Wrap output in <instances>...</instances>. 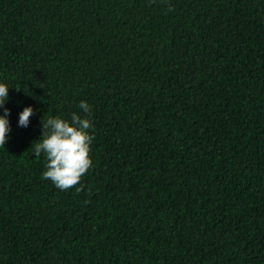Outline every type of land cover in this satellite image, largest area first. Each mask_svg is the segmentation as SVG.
I'll use <instances>...</instances> for the list:
<instances>
[{
	"label": "trees",
	"instance_id": "obj_1",
	"mask_svg": "<svg viewBox=\"0 0 264 264\" xmlns=\"http://www.w3.org/2000/svg\"><path fill=\"white\" fill-rule=\"evenodd\" d=\"M0 82V264H264V0H0ZM81 101L61 190L33 148Z\"/></svg>",
	"mask_w": 264,
	"mask_h": 264
},
{
	"label": "clouds",
	"instance_id": "obj_2",
	"mask_svg": "<svg viewBox=\"0 0 264 264\" xmlns=\"http://www.w3.org/2000/svg\"><path fill=\"white\" fill-rule=\"evenodd\" d=\"M9 84L0 82V146H4L10 132V110L5 106L9 100ZM79 109L84 115L76 112L70 120L61 117L42 119V131L39 142L33 148V155L45 156L43 178L61 190L77 185L81 177L91 167L89 156L93 136L90 106L81 101ZM34 114L31 105H26L18 113L17 126L27 128L30 117Z\"/></svg>",
	"mask_w": 264,
	"mask_h": 264
}]
</instances>
